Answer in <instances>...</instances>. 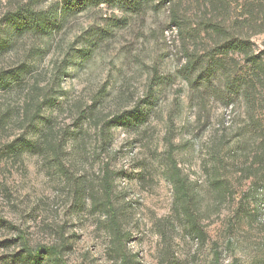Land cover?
<instances>
[{
    "label": "rangeland",
    "instance_id": "374dc122",
    "mask_svg": "<svg viewBox=\"0 0 264 264\" xmlns=\"http://www.w3.org/2000/svg\"><path fill=\"white\" fill-rule=\"evenodd\" d=\"M58 1L0 0V73L23 78L0 91V264H264V0L5 21Z\"/></svg>",
    "mask_w": 264,
    "mask_h": 264
},
{
    "label": "trees",
    "instance_id": "16d2710c",
    "mask_svg": "<svg viewBox=\"0 0 264 264\" xmlns=\"http://www.w3.org/2000/svg\"><path fill=\"white\" fill-rule=\"evenodd\" d=\"M37 0H35L36 2ZM103 0H59L58 3L48 9L47 11L42 10H36L34 8H19L16 10L15 13L7 15V18L5 21L7 23H11V25L16 26L15 28H19V24L21 23L20 20H24V23L27 28L30 30L38 33L42 36H48L53 33L54 30L58 29L62 22L66 19L68 15H70L72 12H75L76 10H81L86 5H92V6H98L100 5ZM136 4V3H134ZM135 6V5H134ZM228 49L231 51L236 52H244V46L242 43L232 42L228 45ZM198 64V61L189 59L187 60V65L189 67V70L197 71L196 65ZM261 69V68H260ZM22 72H1L0 73V91H12L16 88H18V84L22 81ZM248 92H244L243 97H247ZM264 108V103H263ZM8 152L14 153V154H20L21 151L24 150H30L33 148V144L30 140L24 139V138H18L11 143H9L7 146H5ZM263 158V156H262ZM261 158V159H262ZM260 159V161H261ZM107 179H109V175L107 174ZM173 179H174V188L177 194V197L180 200L183 201H191V195H190V187L187 180L180 174V171L176 168V165L174 164L173 173H172ZM50 252L45 247H39L33 252L28 251V256H33L35 259H38L39 256L43 253ZM51 254H54L53 252H50Z\"/></svg>",
    "mask_w": 264,
    "mask_h": 264
}]
</instances>
